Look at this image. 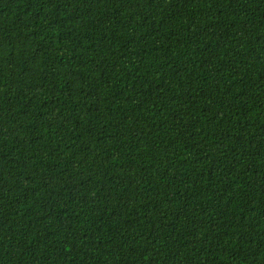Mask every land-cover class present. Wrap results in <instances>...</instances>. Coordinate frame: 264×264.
<instances>
[{"label":"trees","instance_id":"obj_1","mask_svg":"<svg viewBox=\"0 0 264 264\" xmlns=\"http://www.w3.org/2000/svg\"><path fill=\"white\" fill-rule=\"evenodd\" d=\"M0 264H264V0H0Z\"/></svg>","mask_w":264,"mask_h":264}]
</instances>
